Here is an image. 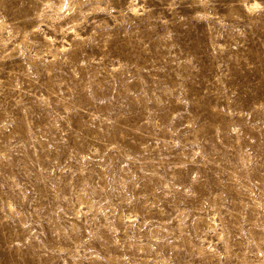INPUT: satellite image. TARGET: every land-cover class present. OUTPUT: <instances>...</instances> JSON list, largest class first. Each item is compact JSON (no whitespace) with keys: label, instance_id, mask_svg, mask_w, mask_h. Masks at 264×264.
Returning <instances> with one entry per match:
<instances>
[{"label":"rangeland","instance_id":"rangeland-1","mask_svg":"<svg viewBox=\"0 0 264 264\" xmlns=\"http://www.w3.org/2000/svg\"><path fill=\"white\" fill-rule=\"evenodd\" d=\"M0 264H264V0H0Z\"/></svg>","mask_w":264,"mask_h":264}]
</instances>
